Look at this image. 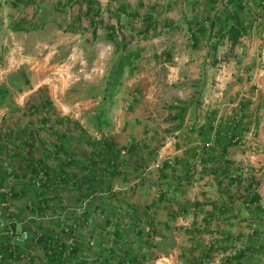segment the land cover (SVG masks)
I'll return each instance as SVG.
<instances>
[{
	"label": "crops",
	"instance_id": "obj_1",
	"mask_svg": "<svg viewBox=\"0 0 264 264\" xmlns=\"http://www.w3.org/2000/svg\"><path fill=\"white\" fill-rule=\"evenodd\" d=\"M0 73V264H264V0H0Z\"/></svg>",
	"mask_w": 264,
	"mask_h": 264
},
{
	"label": "trees",
	"instance_id": "obj_2",
	"mask_svg": "<svg viewBox=\"0 0 264 264\" xmlns=\"http://www.w3.org/2000/svg\"><path fill=\"white\" fill-rule=\"evenodd\" d=\"M138 58V52L134 51L130 53L129 55L122 57L118 60V62L111 68V70L108 72L105 81L103 82L101 90V97L103 99L101 106L98 108L96 113L92 117L93 122L92 124L97 129H106L108 127L112 126L113 119H111L108 116V106H113L114 101L113 97L114 95L119 92L120 85L122 83V78L124 76V73L127 69L128 72H132L135 68V60ZM16 89H20L17 87ZM95 89V88H93ZM98 90V91H99ZM180 109H182V113H184L187 109V106H182ZM14 254V253H12Z\"/></svg>",
	"mask_w": 264,
	"mask_h": 264
},
{
	"label": "rangeland",
	"instance_id": "obj_3",
	"mask_svg": "<svg viewBox=\"0 0 264 264\" xmlns=\"http://www.w3.org/2000/svg\"><path fill=\"white\" fill-rule=\"evenodd\" d=\"M24 72H14L12 73L11 77L16 78L17 80L19 78H21L22 74ZM0 77H3V75L0 73ZM3 89V88H1ZM72 97V96H71ZM73 98V97H72ZM108 116L113 119V123L111 127H108L106 129H97L93 124V119L92 117H88L86 116L82 121L78 120V119H74L71 120V124H66V127H72L73 129L76 130L77 134L79 136H81L82 140H86L88 142H92V143H97L99 145V143L102 141V139H107L110 140L111 142H117L115 140L118 139V129L119 127L122 125V118L124 117L123 114L125 111H122L119 109V106H108ZM130 111V110H129ZM127 113V112H125ZM78 124V126H74L72 123H76ZM79 128V129H78ZM76 134V135H77ZM75 134H73L71 137H76ZM72 181L69 178H65L61 184L64 187H69L71 186L73 183H71Z\"/></svg>",
	"mask_w": 264,
	"mask_h": 264
},
{
	"label": "built area",
	"instance_id": "obj_4",
	"mask_svg": "<svg viewBox=\"0 0 264 264\" xmlns=\"http://www.w3.org/2000/svg\"><path fill=\"white\" fill-rule=\"evenodd\" d=\"M236 116L237 118L241 116V110H238ZM46 180H47V175H46L45 170L43 168L38 167L36 170L34 179H33V184L37 188H41L43 184L46 182ZM2 191L6 195V197L8 198L11 197L12 190H10L8 187L2 188ZM49 217L50 216L47 213L39 215L40 220H46ZM72 230H73V227L70 225L66 226L63 229L65 233L71 232ZM16 238L17 240L24 239L26 238V234L23 232L20 235L18 234ZM53 240H54L53 242L46 244L44 253L49 257L56 256L60 258L62 261L68 262L71 258V254L73 251L72 245L66 246L62 241H60L58 237V233L53 234ZM0 256H1V253H0ZM79 264H82V263H79Z\"/></svg>",
	"mask_w": 264,
	"mask_h": 264
}]
</instances>
